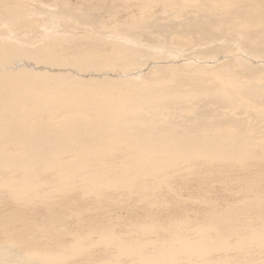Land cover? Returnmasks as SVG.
Here are the masks:
<instances>
[{"label": "bare ground", "instance_id": "6f19581e", "mask_svg": "<svg viewBox=\"0 0 264 264\" xmlns=\"http://www.w3.org/2000/svg\"><path fill=\"white\" fill-rule=\"evenodd\" d=\"M61 1L67 2V0ZM116 1L120 4L117 5ZM127 2L135 3L139 12L143 11L152 16H149L147 20L146 16L142 18L145 14L138 19L130 16L129 18L133 21L131 26L126 25L129 27L126 29L119 28L120 31H126L120 37H114L115 40L129 39L134 31L138 32L146 28L166 30L183 23L178 19L189 16L187 20L193 28L189 26L184 29L186 31L192 33L196 31L195 34H199V31H202L198 29L201 27L197 23L206 24L207 20L211 21V25L216 26H222L221 23H224L226 32L223 35L227 37V40L235 43H254L260 40V44L264 47V0H112L111 7L100 4L97 7L98 9L106 7L108 16H119L127 10ZM155 10H160L159 14L155 13ZM74 12L67 14L71 16ZM36 15L56 16L44 8L42 0H0L2 21L0 29L4 31L2 35L6 37L0 41V55L13 54L16 50L24 51L26 55L34 52L32 49L19 47L17 39H12L20 36V30L32 26L36 21L29 18ZM131 19L128 20L131 21ZM113 21H116L115 18ZM14 22H17L16 26L11 25ZM8 25L11 26L8 27ZM107 27L105 25L101 27L103 32L113 33ZM33 28L36 29L35 26ZM202 28L205 30V27ZM36 30L39 31V27ZM88 32H91V29ZM23 34L22 32L21 35ZM105 35L101 34L97 37L92 32L91 35L86 36L88 52L83 56L86 57L85 60L92 57L94 51L103 43ZM44 37L32 36L24 43H31L34 46L46 41ZM86 40L71 41L73 44H81ZM77 52L81 53V48ZM104 61L107 65H111L109 58L106 57ZM5 67H7L6 70L0 68V202L7 200V207L15 206V212L10 211L5 215L0 213V237L4 244L0 246V264H264V256L262 261H256L257 263L250 257V252L253 254L252 250L254 253L256 251L264 255V219L262 218L264 211L262 210L260 211L263 216L257 213L260 222L256 219L258 217L254 218L259 224L254 222L256 226H253V222L248 221L244 225L241 224V229L237 227L238 224L236 225L238 213L225 210L209 213L205 217L207 223L204 222V224L191 223L188 220H171L167 221L168 223H163L165 222L163 220L162 223L155 220H137L118 226L119 224H103L104 222L102 225H97L94 222L95 217L93 222L85 219L91 212L100 216L106 207L112 206L109 204H115L119 208L132 202H140L147 206L157 204L154 199L156 193L174 192L176 186L173 187L172 182L176 181L173 179L177 178L185 182L191 176H199L204 168L228 166L243 170L247 167H259L261 162L264 166V134L263 140L260 138L257 140L252 137L254 133L251 131L253 135H250L248 131L247 134L237 136L236 130H232L235 125L243 123L244 118L239 117L240 115L250 117L251 113L260 114L262 111L256 106H252L253 108L249 110L248 102L242 101L241 97L237 98L234 87H230L229 81H223L217 77L214 68L213 70L199 66L197 72L205 75H200V82L190 84L193 91L200 93L201 99L213 100L220 104L214 109L204 110L207 117L213 121H211L212 129L207 131L208 133H199L195 136L185 134L179 137L173 132L172 137L167 140L168 143L156 144L157 135L153 126L156 122L152 124L146 122L155 114L151 113L150 108L129 107L123 110V114H115L113 120L122 117L119 124L136 126L144 136L143 145L127 141L86 151L85 149L71 150L70 144L74 139L79 140L83 134L95 129L96 116L89 120L86 114L74 110L58 115L52 123L45 117L34 115L31 107L36 105L39 110L49 107L63 110H68L70 107L71 109L95 107L96 110L106 111L114 109L120 103L109 104L102 99L92 100L80 89H74L73 94L71 93V97L74 96L75 100L60 95L46 96L42 90L52 86V83L48 82L50 80L48 74L30 73V70L16 74L10 70L11 66L5 65ZM163 70L164 68L160 69L159 76L155 77V80H159L158 83L168 76ZM32 73L37 74V76L34 75L36 81L25 78ZM259 78L264 77L250 79V81L243 80L239 83L251 87L248 93L254 99L264 101V83L258 80ZM178 81L185 82L183 78H179ZM3 87L6 90H2ZM108 88L106 89L111 90ZM109 94L112 95L113 92ZM136 102L142 104L145 101L138 99ZM226 124L230 125L221 128ZM11 141L13 143L7 144ZM259 168L256 169L257 172L254 169L256 173L250 172L254 173L255 178ZM220 171L221 169L217 170L218 173ZM225 172L223 176L228 177L227 174L225 176ZM214 174L213 172V176L216 175ZM246 175L248 179L245 180L251 181V174ZM238 180L240 182L241 179ZM252 182H247L249 185L247 188L250 191L246 190L253 194L248 196L252 198L247 200L246 196L244 198L246 200L241 202L245 205L241 207L243 216L250 213L248 211L253 210V207H256L254 209L256 211L264 203V194H262L264 186L259 184L261 182H256L262 187V191H258V184L255 182L252 184ZM245 185L244 182V187ZM244 187L243 189H246ZM248 192L245 193L248 195ZM84 202L88 204L83 208L80 204ZM162 202L164 200L159 203L162 204ZM58 207L60 210L56 212ZM132 208L134 209L133 204ZM6 209L8 208L5 206V210L2 209V211L7 212ZM35 210H41L44 213L43 216L40 217L41 213L38 220L32 217L34 220L26 221L24 218ZM134 211L132 210L131 213ZM116 218L119 219L117 216ZM71 219L75 222L74 227L68 223L73 222ZM99 220L98 222H101ZM230 252L239 254L242 262L240 258H238L240 262H235L237 259L232 260L234 257H229ZM239 255L237 256L240 257Z\"/></svg>", "mask_w": 264, "mask_h": 264}, {"label": "rangeland", "instance_id": "374dc122", "mask_svg": "<svg viewBox=\"0 0 264 264\" xmlns=\"http://www.w3.org/2000/svg\"><path fill=\"white\" fill-rule=\"evenodd\" d=\"M42 1L44 8L56 14V16L48 17L46 15H36L29 18L36 22H34L32 26L28 27L27 29L20 30V36L17 38L13 37L12 39H17L16 42H18L19 47L32 49L34 52L30 53L31 55H26L27 53H24V51L16 50L13 54L6 53L0 55V68H2V70H6L7 67H5V65H9L11 66L9 67L10 70L16 74L24 70H30V73L34 72L48 74L50 78L48 82H51L52 86L48 89L45 87V89L42 90L43 94L46 96L60 95L61 97H70V99L75 100L74 96L71 97V93L73 94L74 89H80L86 97L92 100L102 99L109 104L115 102L120 103V105L116 106L114 109L106 111L96 110L95 107H76L74 109H71L72 107H70L68 110L49 107L43 110H39L36 105H33L31 109L34 115L45 117L52 123L55 122L54 118L58 115H63L68 111L74 110L86 114L89 120H92L93 117L96 116L97 123L95 129H92V131L83 134L82 137L84 139L82 137H80L79 140L74 139L70 144L71 150L85 149L86 151H89L91 149H98V147L101 146L110 145L111 143H124L127 141H134L138 142L136 143L137 145H143L144 136H142L141 131L137 129L136 126L124 123L119 124V122H121L123 119L122 117L120 119L113 120L115 118V114H123L124 109L137 106L150 108L151 113L155 114L153 118L148 119L146 122L147 124L156 122V125H153L154 129L156 130L155 133L157 135V140L155 142L156 144L167 142V140L172 137L173 132L176 133L179 137L185 134L195 136L199 133H208L207 131H210L212 129V119L207 117L208 115L205 114L204 110H206L207 108L214 109L217 105L220 104L213 100L201 99L199 97L200 93L191 89L190 84L193 82H200V75H205L203 73L200 74L197 72L199 66H205L204 68L207 67L208 69L214 68L215 70H213L215 71L214 73H216L217 77H219L223 81H229L230 87H234L236 97H241L242 101L245 100L246 103L248 102L249 110L250 108H253L252 106H256V108H260L259 110L262 111L261 113H264V101H260V99H254L250 95V93H248L251 90V87H247L245 84L239 83L243 80L250 81V79H257L258 77L262 76L264 77V47L260 44V40H256L254 41V43L232 42L230 40H227V37L223 35V33L226 32V27H223L224 23H221L222 26H216L211 25L212 23L209 20L206 21V24L197 23L201 28H195H198L202 32L199 31V34H195L196 31L192 33L184 30L189 28V26L193 28V25H191V23L189 24L187 20L189 19V16H185L181 19H178V21L182 20L181 22L183 23L176 24L172 28H167L166 30L146 28L142 31H134L129 39L121 40L117 38L120 40L119 41L115 40L114 37H120V35H123L126 31L123 29L129 28L131 26V22L133 21L131 18H129L130 16L138 19L139 17L141 18L143 14H145L142 18L146 16L145 19L147 20V18L149 16H152V14H147L143 11L139 12V10H137L134 5L135 3L133 2H127L128 7L125 13H120L119 16H108L106 7H99L98 9L97 6L100 4L102 6L109 5L111 7L112 0H107L105 2H103L102 0H67L66 3H62L61 0ZM116 4L119 5L120 3L116 1ZM64 7L65 9H63ZM79 10L81 13L79 12ZM68 12H74V14H76H71L70 16L67 14ZM154 12H157L159 14L160 10H155ZM78 13H80L81 15ZM114 18L116 21H113ZM128 19H131V21H129ZM256 19L257 18H255V20ZM126 20H128L129 23ZM1 23L2 21L0 19V24ZM16 24L17 22H14L11 25L16 26ZM123 24L125 27L123 26ZM11 25H8V27H10ZM103 25H105L106 27L108 26L107 28L113 31V33H111L112 35L110 33L103 32L104 30H102L101 28ZM126 25L130 26L128 27ZM33 26H35L36 29L37 27H39V31L34 29ZM202 27H205V30H203ZM88 28L91 29V32H88L90 30ZM119 28H123V31H120ZM99 30H101V32ZM25 31L28 33V35H26L27 33H25ZM22 32L24 33L23 35H21ZM86 32L90 35L93 32V35L97 37L101 34H106L104 41H102L103 43H101L99 45V48L94 51L92 57L87 60H85L86 57H83L84 54L88 52V45L86 44V36L88 34ZM2 34H4V31L0 29V41L6 38ZM32 36L35 38L45 36L44 39L47 40L39 42L34 46L31 43H24ZM60 38H62V40ZM75 39H80L81 41L82 39H85L86 41L82 42L81 44H73L72 41H75ZM79 48H81V53L77 52V50L79 51ZM106 57L111 60V65H107L105 63L104 59ZM39 65L42 66L39 67ZM163 68L164 74H167L168 76L162 79L160 83H158L159 80H155V77L159 76V70ZM261 69L263 71H260ZM34 73L27 76H25L24 74L23 75L30 81H36V79L34 80V78L35 76H37V74ZM174 76H176L175 79ZM179 78H183L185 82H179ZM258 80H261L264 83V78H259ZM107 87L111 88V90H107ZM2 90H6V88L3 87ZM111 91L113 92L112 95L109 94V92ZM138 99H141L145 102H143L142 104H138L136 102ZM261 113H251L252 116L250 117H247L243 114L240 115L239 117L243 116L242 118H244L243 123L235 125V127H232V130H236L235 132L238 134L237 136H242L245 133L247 134L248 131H251L252 133H254V135L251 134V132L248 133L250 135H253V138L257 140L260 138V140H263L262 137L264 134V114ZM229 125L230 124L223 125L221 128H226ZM244 130H246V132ZM256 134H258V137H256ZM9 143H13V141L8 142L7 144ZM105 150L107 151V149ZM53 156H55V154H53ZM215 167L216 166H212V169L204 168V171H200L201 174L199 176L201 178L194 175L195 177L191 176L186 179V183L183 180L180 181L181 179H173L176 181L175 183L174 181L172 182V186H176L174 188V192H171L173 193V195L165 191H162V194H159L161 193V191L156 193L157 195L155 194L154 196V199L157 202V204L155 203L156 205L149 204L147 206L145 204L143 205V203L140 204V202H132L133 207L136 211L135 212L132 208V204H127L125 205V207H121L122 209L115 204H109V206L112 205L113 207H106L105 211H103L104 214L101 213L100 216H96L94 212H91L89 214V217L88 215H86L85 219H88L89 221L91 220V222H93V218L95 217L96 220L94 222L97 225H102V223L104 222L103 224H119L118 226H123L130 221L132 222L137 220H155L157 222L161 221V223L163 221H165L163 223H168L167 221L171 220H188L191 223L204 224L206 220L205 217L209 213H219L222 212V210H225L238 213V216L236 217V219H238L236 225L238 224L237 227L240 229L241 224L244 225V223L248 221H250L251 223L253 222V226H256L254 225V222L255 224H259V215L263 216L261 215L260 210L264 211V203L260 206V208L263 209H260L258 207V209L256 210H259L260 212H256L254 210L256 209V207H253V210L248 211L250 213L244 214L243 216L241 209L245 205H243L241 202L245 201L246 199L249 200L252 198L248 197L250 196L251 192L246 191H250V189L247 188L249 186L247 182L249 183L253 181L252 184L254 182H261L259 184H262V187L264 186V178H261L264 177V172H260L264 171L262 162L261 164H259V167H261L262 170L258 166H256L257 168L254 166H249L251 168L247 167L243 170L236 168L238 169V171H236L234 167ZM255 168H259L258 172L262 174V176L257 173L258 175L255 174V176L257 175V178L254 177V173L257 172ZM220 169L221 171L218 173L217 170L219 171ZM222 169H225L226 172ZM254 169L256 170V172ZM246 170L249 173H247ZM213 172L216 174H214L215 176H213ZM223 172H225V176L226 174L229 176L224 177ZM242 173H245V177ZM246 174H251V177L249 176L251 181L245 180L246 178L248 179V176ZM218 175L220 177H218ZM216 176L217 178H215ZM238 179H241L240 182ZM244 182L246 183L245 187ZM259 184L258 187L260 189L257 187L258 191H262V187H260ZM243 187L246 189H243ZM245 192H248V195ZM262 192L261 193L264 194V191ZM166 193L168 195H166ZM164 195L166 197H163ZM252 195L253 194H251V196ZM176 196L178 197V199ZM157 197L159 200L156 199ZM245 197L246 199H244ZM163 200L164 202L160 204ZM145 201H147V199H145ZM0 203H2V205L0 204L1 214L5 215L7 213H10V211L15 212V206L10 205L9 208L8 205L7 207V200H1ZM84 203L80 204V206L83 208L86 207L85 205H87L88 202ZM5 206L9 209H6L7 212L4 211ZM80 206L79 208H81ZM146 207L150 208L147 209ZM59 208L60 207L56 209V212L60 210ZM2 209L4 210L2 211ZM114 209L118 211L121 210V212L115 211ZM132 210L135 213H131ZM145 210L148 213L144 212ZM33 212H36L38 215L36 213L32 214ZM125 212L128 215L125 214ZM41 213V210L32 211L27 215L28 217L26 216L24 219H26V221H29V219L38 220V217ZM257 213H259V215ZM43 214L44 213H42L40 217H42ZM248 214L250 215L248 216ZM116 216L119 219H117ZM126 217H129V219L127 220ZM254 218H256L259 222ZM262 218L264 219V217ZM97 219H100L99 221L101 222H98ZM68 223H71V227L75 225L74 220L73 222L70 221ZM1 239L2 238L0 237V246L4 245L1 242ZM252 251L254 255L251 254L252 252H250V257L255 260L254 262H261L263 259L262 256H264L262 255L263 253H256V251L254 253V250ZM232 253L235 255H233ZM232 253L229 255L230 258L234 257L232 260L237 259L236 261H234L242 262V258L239 254L234 252ZM237 255H239L240 257H238ZM238 258H240L241 260Z\"/></svg>", "mask_w": 264, "mask_h": 264}]
</instances>
